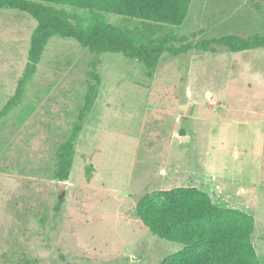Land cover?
<instances>
[{
  "label": "rangeland",
  "instance_id": "374dc122",
  "mask_svg": "<svg viewBox=\"0 0 264 264\" xmlns=\"http://www.w3.org/2000/svg\"><path fill=\"white\" fill-rule=\"evenodd\" d=\"M106 17L132 35L184 37L192 45L224 35L264 36V0H193L179 27ZM36 27L25 13L0 10V110L15 94ZM96 63L100 93L76 143L70 178L59 181L57 153ZM263 150L264 48L164 55L149 79L142 63L53 37L21 105L0 122V264H162L183 245L152 234L136 206L175 203L193 187L206 190L217 207L253 214L251 242L264 264ZM208 156L213 164L205 173ZM213 174L260 178L258 205L256 188L242 183L206 189L203 179ZM224 245L206 264L226 261Z\"/></svg>",
  "mask_w": 264,
  "mask_h": 264
},
{
  "label": "trees",
  "instance_id": "16d2710c",
  "mask_svg": "<svg viewBox=\"0 0 264 264\" xmlns=\"http://www.w3.org/2000/svg\"><path fill=\"white\" fill-rule=\"evenodd\" d=\"M193 0H0V10H15L37 21L32 33L28 61L18 81L15 94L0 110V122L23 101L26 88L37 72L46 46L53 37L73 39L91 54H121L142 63L145 75L156 76L164 55L177 57L194 49L215 53L220 49L231 53L264 48V36L224 35L202 39L195 45L185 38L170 40L145 39L110 24L106 15L134 19L146 23L179 27L187 19ZM66 8L83 10L86 15L69 13ZM174 43H180L175 46ZM101 86L97 63L89 72L84 104L69 139L57 153L56 179L68 181L76 155L75 146L92 111ZM136 215L155 236L183 245V249L162 264H206L209 255L225 241L226 261L222 264H260L251 237L255 232L252 215L231 208L217 207L210 196L193 187L185 190L175 203L150 205L140 202Z\"/></svg>",
  "mask_w": 264,
  "mask_h": 264
},
{
  "label": "crops",
  "instance_id": "0c3cea01",
  "mask_svg": "<svg viewBox=\"0 0 264 264\" xmlns=\"http://www.w3.org/2000/svg\"><path fill=\"white\" fill-rule=\"evenodd\" d=\"M218 122H221V123H229L231 121H223V120H219ZM220 151V150H218ZM234 152H240L238 147L237 146H234ZM246 152V151H245ZM264 152V150H263ZM251 154H253L251 152ZM263 158H264V153H263ZM212 164L213 162L211 161L210 163V157L208 156V158L206 159V163H205V169H204V172L207 173L208 170H210L212 168ZM264 168V165L262 166V168L260 169V172H259V177L261 176V173H262V169ZM207 176V175H206ZM204 178V176H203ZM261 178V177H260ZM244 179V178H239V177H236V176H222V177H218L216 174H213L211 177H206L204 178V182L207 186L206 189H212L214 188L216 185L219 186V184H225L226 182H233L234 184H237V183H242L244 184L245 186H251V187H254L256 188V192L254 195V199H255V205H258V202H259V198H260V191H258V188H261L260 186L262 185L261 183V179ZM221 182V183H220ZM205 193L208 194V192L205 190ZM210 196V194H208ZM222 208H231V207H222ZM231 209H237V210H240L238 208H234L232 207ZM242 211V210H240ZM244 212V211H243ZM250 215H253L251 214L250 212H246Z\"/></svg>",
  "mask_w": 264,
  "mask_h": 264
},
{
  "label": "water",
  "instance_id": "95a60500",
  "mask_svg": "<svg viewBox=\"0 0 264 264\" xmlns=\"http://www.w3.org/2000/svg\"><path fill=\"white\" fill-rule=\"evenodd\" d=\"M182 110H183L184 113H186L187 110H188V104L184 105V106L182 107ZM182 139H183V140H186L185 137H183ZM61 185H65V184H61Z\"/></svg>",
  "mask_w": 264,
  "mask_h": 264
}]
</instances>
